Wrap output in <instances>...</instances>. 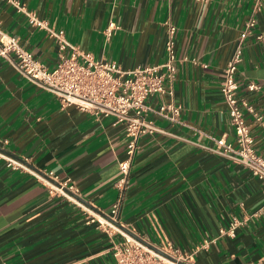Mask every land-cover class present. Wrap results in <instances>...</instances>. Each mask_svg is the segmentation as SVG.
Masks as SVG:
<instances>
[{"label": "crops", "instance_id": "0c3cea01", "mask_svg": "<svg viewBox=\"0 0 264 264\" xmlns=\"http://www.w3.org/2000/svg\"><path fill=\"white\" fill-rule=\"evenodd\" d=\"M20 1L50 27L64 30L73 46L124 69L162 63L166 22L177 26L173 95H154L146 103L182 105L180 122L154 118L161 131L141 137L120 223L148 240L161 232L193 253L194 264H264V183L214 151V139L235 141L220 84L252 16L256 23L236 81L239 95L264 116V0ZM110 22L118 29L108 36ZM0 29L55 68L54 38L1 0ZM250 82L262 90L250 92ZM247 120L264 156V128L249 114ZM126 145L124 125L113 117L62 107L55 95L0 58L1 150L75 183L79 198L104 214L117 196L114 184ZM89 220L73 201L52 195L46 182L0 161V264H113L108 234ZM235 220L241 223L236 235H221Z\"/></svg>", "mask_w": 264, "mask_h": 264}, {"label": "built area", "instance_id": "2783aa9c", "mask_svg": "<svg viewBox=\"0 0 264 264\" xmlns=\"http://www.w3.org/2000/svg\"><path fill=\"white\" fill-rule=\"evenodd\" d=\"M1 1L24 14L31 26L46 30L49 36L54 38L59 49V61L55 68H47L22 46L17 36L1 29L0 58L14 63L20 74L55 95L62 107L74 106L98 119L113 117L115 123L124 125L127 145L126 156L118 163L119 176L114 184L117 196L110 211L104 214L92 210L80 201L76 184L69 180L61 182L55 172L36 170L27 159L16 158L1 149L0 161H5L7 167L14 171L31 174L38 180L46 182L52 195L73 201L89 215V221L97 223L98 227L109 236L108 252L113 258V264H194L193 253L182 251L161 232L154 240H148L131 228L121 225L119 218L141 137L161 131L154 118L171 123L180 122L182 105L174 101H161L157 107H152L146 103L148 98L154 95H173V83L179 62L175 48L177 26L170 21L166 22L167 39L165 59L162 63L124 69L115 61L98 60L91 53L83 52L73 46L67 41L64 30L50 27L46 20L29 10L20 0ZM255 23L256 19L252 16L224 70L220 84L224 100L228 105L229 122L234 130L235 141L229 143L224 137L214 139L216 143L214 151L247 167L254 177L264 183V156L257 152L247 115H251L253 123L262 128H264V116L257 112L246 98L239 95L236 81L245 40ZM116 29L118 26L110 22L107 35L111 36ZM68 49L69 55L65 53ZM247 90L261 91L262 86L250 82L247 84ZM240 225L241 223L235 220L229 227L222 228L220 234L235 236Z\"/></svg>", "mask_w": 264, "mask_h": 264}, {"label": "water", "instance_id": "95a60500", "mask_svg": "<svg viewBox=\"0 0 264 264\" xmlns=\"http://www.w3.org/2000/svg\"><path fill=\"white\" fill-rule=\"evenodd\" d=\"M80 201H82V202H84L85 204H87L84 200H82V199H80V198H78ZM87 205H89V204H87Z\"/></svg>", "mask_w": 264, "mask_h": 264}]
</instances>
